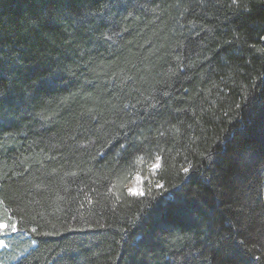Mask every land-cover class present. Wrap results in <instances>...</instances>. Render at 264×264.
Masks as SVG:
<instances>
[{
  "label": "trees",
  "instance_id": "16d2710c",
  "mask_svg": "<svg viewBox=\"0 0 264 264\" xmlns=\"http://www.w3.org/2000/svg\"><path fill=\"white\" fill-rule=\"evenodd\" d=\"M261 49L264 0H0V264H264Z\"/></svg>",
  "mask_w": 264,
  "mask_h": 264
},
{
  "label": "rangeland",
  "instance_id": "374dc122",
  "mask_svg": "<svg viewBox=\"0 0 264 264\" xmlns=\"http://www.w3.org/2000/svg\"><path fill=\"white\" fill-rule=\"evenodd\" d=\"M158 168V162H155L151 169L152 171H156ZM130 189L132 191H130ZM128 191L133 195H139L135 193L142 192L143 193V177L140 174H136L131 179L130 183L128 184ZM0 230H4L3 228H0Z\"/></svg>",
  "mask_w": 264,
  "mask_h": 264
},
{
  "label": "snow or ice",
  "instance_id": "6c2138e0",
  "mask_svg": "<svg viewBox=\"0 0 264 264\" xmlns=\"http://www.w3.org/2000/svg\"><path fill=\"white\" fill-rule=\"evenodd\" d=\"M261 51H264V49H261ZM185 171H188V169H185ZM130 191H132V190L130 189ZM135 194L143 195L142 192L135 193ZM9 227H11L13 231H15V225L0 224V228L8 229ZM2 246H6V244L3 240H0V247H2ZM222 264H228L227 260H224L222 262Z\"/></svg>",
  "mask_w": 264,
  "mask_h": 264
}]
</instances>
